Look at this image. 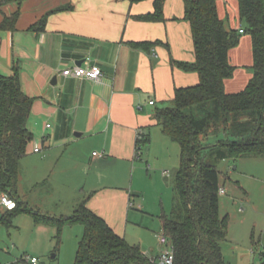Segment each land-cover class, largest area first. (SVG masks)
Listing matches in <instances>:
<instances>
[{
	"label": "crops",
	"instance_id": "1",
	"mask_svg": "<svg viewBox=\"0 0 264 264\" xmlns=\"http://www.w3.org/2000/svg\"><path fill=\"white\" fill-rule=\"evenodd\" d=\"M217 11L226 29L245 34L239 0H218ZM153 12V0H14L0 6V26L19 13L13 30L0 28V75L18 74L23 92L34 99V120L27 127L34 136L31 154L38 159L40 176L18 195L52 217L70 216L87 200L88 208L128 242L132 201L138 195L121 180L130 169L135 175L137 159H142L137 135L143 132L150 143L148 130L159 128L154 136L167 145L155 111L168 106L177 89L200 82L197 73H186L176 64L195 62L184 0L165 1L163 22L136 19ZM44 19L43 30L33 29ZM243 34L229 52L236 70L225 81L228 94L243 91L253 77L244 71L253 66L252 37ZM159 41L161 45L148 49L132 46ZM79 62L84 68L99 66L101 79L63 75ZM86 142L91 150L82 152ZM36 148L41 151L35 153ZM59 187L68 190L63 194ZM6 212L0 203V219Z\"/></svg>",
	"mask_w": 264,
	"mask_h": 264
},
{
	"label": "trees",
	"instance_id": "2",
	"mask_svg": "<svg viewBox=\"0 0 264 264\" xmlns=\"http://www.w3.org/2000/svg\"><path fill=\"white\" fill-rule=\"evenodd\" d=\"M14 0H0V6ZM143 1V0H132ZM166 0H153L154 12L136 17L141 22H163ZM218 0H184L185 20L190 24L194 63H176L186 73H197L198 85L179 88L166 107L157 108L154 119L163 134L180 146V168L173 185V207L163 216V232L175 251L174 264H227L223 243L228 238L229 216L220 215V171L224 160L264 158V0H239L245 33L252 37L253 77L246 88L228 94L225 81L234 76L229 52L241 34L226 29L217 11ZM66 10V9H60ZM19 13L6 17L0 28L13 30ZM46 19L34 27L43 30ZM162 43H133L148 49ZM34 99L27 96L18 74L0 75V193L16 206L0 219L11 228L13 220L28 214L36 225L56 229L57 247L66 227L83 226L74 264H154L138 246L119 236L84 200L70 216L52 217L24 202L18 195L20 162L34 136L27 123ZM224 134L217 144L205 145L202 137ZM144 139L138 146L148 145ZM140 156V155H138ZM264 255V253H262Z\"/></svg>",
	"mask_w": 264,
	"mask_h": 264
},
{
	"label": "rangeland",
	"instance_id": "3",
	"mask_svg": "<svg viewBox=\"0 0 264 264\" xmlns=\"http://www.w3.org/2000/svg\"><path fill=\"white\" fill-rule=\"evenodd\" d=\"M244 71L253 76L252 69L244 68ZM33 120L34 111L28 123ZM148 131L151 142L143 146L142 159H137L139 166L135 175L130 169L121 183L127 189L133 188L132 191L138 195L132 201L129 242L138 246L150 259H157L161 249L160 239L164 235L162 217L169 216L172 209L171 187L180 168V146L170 139L165 142L167 146L156 138L154 135L160 131L159 128ZM212 133L210 131L205 139L202 137L205 145L217 144L225 138L224 134L215 137ZM39 147L42 148L41 142ZM85 147L82 152L91 150L87 142ZM32 148L33 143L28 149V156L21 162L18 191L21 196L40 176L36 170L38 159L31 154ZM93 151L97 152V149ZM217 168L220 185L225 190V194L220 195V215L229 216L228 238L223 243L224 259L227 264H264V158L224 160L217 164ZM59 188L63 194L68 190ZM55 194H60L58 189ZM56 234L55 229L36 226L30 215L21 214L13 220L11 228L0 229V262L28 264L24 257L29 255L38 258L39 264H74L84 227H66L59 247L55 241Z\"/></svg>",
	"mask_w": 264,
	"mask_h": 264
},
{
	"label": "built area",
	"instance_id": "4",
	"mask_svg": "<svg viewBox=\"0 0 264 264\" xmlns=\"http://www.w3.org/2000/svg\"><path fill=\"white\" fill-rule=\"evenodd\" d=\"M240 33H244L241 31ZM63 75L74 77L77 79H88L92 81H99L101 77L103 76V72L101 68L97 65L91 66L89 68H84L82 66H75L74 68L67 69L63 72ZM150 105L154 106V102H150ZM51 125H47V128H50ZM144 139L143 132L138 133L137 135V143L141 145L142 141ZM138 155L141 153V146H138ZM41 151L40 148H36L34 150L35 153H39ZM94 155H97L96 153ZM102 157V155H100ZM220 195L225 194L224 188H220L219 190ZM0 203L2 206H4L7 210H13L16 206V203L14 200H12L9 196L3 195L0 198ZM161 242V249L160 254L157 259H152L154 264H174L175 260V251L172 241L168 236L165 234L160 239ZM24 261L28 264H39V260L36 257H31L29 255L24 257Z\"/></svg>",
	"mask_w": 264,
	"mask_h": 264
},
{
	"label": "water",
	"instance_id": "5",
	"mask_svg": "<svg viewBox=\"0 0 264 264\" xmlns=\"http://www.w3.org/2000/svg\"><path fill=\"white\" fill-rule=\"evenodd\" d=\"M78 65H79V66H80V65H82V63H81V62H79V63H78ZM54 82H55V81H54Z\"/></svg>",
	"mask_w": 264,
	"mask_h": 264
}]
</instances>
